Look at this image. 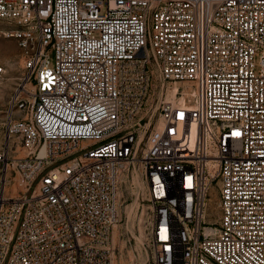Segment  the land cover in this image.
<instances>
[{
  "label": "built area",
  "instance_id": "1",
  "mask_svg": "<svg viewBox=\"0 0 264 264\" xmlns=\"http://www.w3.org/2000/svg\"><path fill=\"white\" fill-rule=\"evenodd\" d=\"M0 20L25 68L0 264H114L130 194L152 264H264V0H0Z\"/></svg>",
  "mask_w": 264,
  "mask_h": 264
},
{
  "label": "rangeland",
  "instance_id": "2",
  "mask_svg": "<svg viewBox=\"0 0 264 264\" xmlns=\"http://www.w3.org/2000/svg\"><path fill=\"white\" fill-rule=\"evenodd\" d=\"M7 29V24L0 20V66L5 70L0 73V110L5 107L25 74L24 55L19 39L8 36ZM49 52L53 62L54 50L50 48ZM125 187L127 192H132L129 183ZM130 195L132 198L126 201L124 219L117 227L118 233L123 235L117 239L114 264H152L151 252L146 243L147 204L141 196L137 199L135 195Z\"/></svg>",
  "mask_w": 264,
  "mask_h": 264
},
{
  "label": "bare ground",
  "instance_id": "3",
  "mask_svg": "<svg viewBox=\"0 0 264 264\" xmlns=\"http://www.w3.org/2000/svg\"><path fill=\"white\" fill-rule=\"evenodd\" d=\"M114 232H115V242L117 243V239H118L117 238L118 228H116Z\"/></svg>",
  "mask_w": 264,
  "mask_h": 264
}]
</instances>
